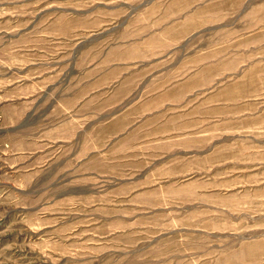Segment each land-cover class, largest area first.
Wrapping results in <instances>:
<instances>
[{
	"label": "rangeland",
	"instance_id": "rangeland-1",
	"mask_svg": "<svg viewBox=\"0 0 264 264\" xmlns=\"http://www.w3.org/2000/svg\"><path fill=\"white\" fill-rule=\"evenodd\" d=\"M0 264H264V0H0Z\"/></svg>",
	"mask_w": 264,
	"mask_h": 264
}]
</instances>
